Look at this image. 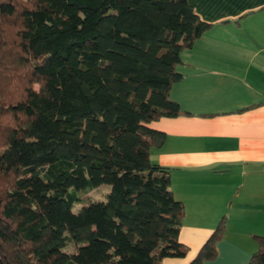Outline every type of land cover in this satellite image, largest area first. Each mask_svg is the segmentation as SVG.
<instances>
[{
    "label": "trees",
    "instance_id": "obj_1",
    "mask_svg": "<svg viewBox=\"0 0 264 264\" xmlns=\"http://www.w3.org/2000/svg\"><path fill=\"white\" fill-rule=\"evenodd\" d=\"M212 26L189 0H0V264L185 256L183 203L149 154L165 134L148 124L183 113L180 54ZM225 223L189 264L215 256ZM254 239L247 264H264Z\"/></svg>",
    "mask_w": 264,
    "mask_h": 264
},
{
    "label": "crops",
    "instance_id": "obj_2",
    "mask_svg": "<svg viewBox=\"0 0 264 264\" xmlns=\"http://www.w3.org/2000/svg\"><path fill=\"white\" fill-rule=\"evenodd\" d=\"M213 26L184 49L169 97L183 113L148 126L165 134L151 161L169 168L182 201L178 240L189 264L225 215L216 254L201 264H247L264 236V0H189Z\"/></svg>",
    "mask_w": 264,
    "mask_h": 264
},
{
    "label": "rangeland",
    "instance_id": "obj_3",
    "mask_svg": "<svg viewBox=\"0 0 264 264\" xmlns=\"http://www.w3.org/2000/svg\"><path fill=\"white\" fill-rule=\"evenodd\" d=\"M109 189V185L103 184L98 188L89 189L85 192H81L79 194V200L76 202L73 211H77L82 205H85L93 200H105V194L109 191Z\"/></svg>",
    "mask_w": 264,
    "mask_h": 264
}]
</instances>
